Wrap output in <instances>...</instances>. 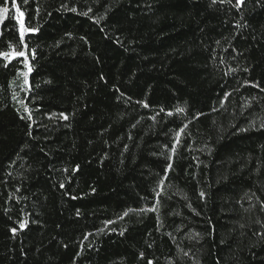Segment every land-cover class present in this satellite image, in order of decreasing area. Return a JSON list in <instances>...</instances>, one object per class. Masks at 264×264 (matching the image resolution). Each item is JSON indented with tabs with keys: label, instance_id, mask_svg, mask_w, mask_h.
Listing matches in <instances>:
<instances>
[{
	"label": "trees",
	"instance_id": "1",
	"mask_svg": "<svg viewBox=\"0 0 264 264\" xmlns=\"http://www.w3.org/2000/svg\"><path fill=\"white\" fill-rule=\"evenodd\" d=\"M15 2L0 264H264V0Z\"/></svg>",
	"mask_w": 264,
	"mask_h": 264
},
{
	"label": "snow or ice",
	"instance_id": "2",
	"mask_svg": "<svg viewBox=\"0 0 264 264\" xmlns=\"http://www.w3.org/2000/svg\"><path fill=\"white\" fill-rule=\"evenodd\" d=\"M6 2H7V0H6ZM11 2H12V6L16 9L17 13H19V15L22 16L23 13L20 12V8L16 5L15 0H11ZM27 2H28V0H25V3H27ZM213 2H215V0H213ZM241 2H242V0H237V4H239V3H241ZM71 11L75 12L76 9H75V8H72ZM89 11H91V9H89ZM6 12H8V9H7V8H0V21H2V20L5 18V17H4V14H5ZM84 15H88V13L86 12V13H84ZM96 22L99 23V20H97ZM27 31H29V29H26V28H24L23 25H21V30H20L21 40H23L24 35H25V33H26ZM31 31H35V29H31ZM0 35H2V33H0ZM9 47H11V45H9ZM0 55H6V54H4V53H0ZM16 55L24 56L25 54H24V52H18V53H16ZM29 70H31V69H29ZM226 95H227V94H226ZM145 106H147V105H145ZM176 111H177V112H183L184 109L178 107V108L176 109ZM61 115H63V114H61ZM169 115H172V113H169ZM64 119H67V116H64ZM169 167H171V165H169ZM61 187H63V185H61ZM203 195H204V194L201 193V196H203ZM125 215H127V213H125ZM105 223L108 224V223H111V221H107V222H105ZM21 227H23V225H21ZM12 231L15 232L16 229H12ZM100 231H103V229H101ZM85 239H87V236H85ZM150 264H151V262H150Z\"/></svg>",
	"mask_w": 264,
	"mask_h": 264
}]
</instances>
